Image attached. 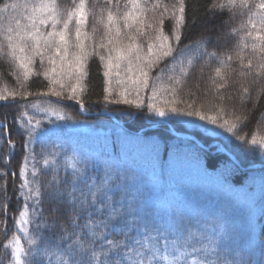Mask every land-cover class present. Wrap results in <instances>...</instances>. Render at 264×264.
<instances>
[{
	"label": "snow or ice",
	"instance_id": "snow-or-ice-1",
	"mask_svg": "<svg viewBox=\"0 0 264 264\" xmlns=\"http://www.w3.org/2000/svg\"><path fill=\"white\" fill-rule=\"evenodd\" d=\"M97 7L100 8L99 18ZM186 7V0L168 3L164 0H124L123 3L104 0L103 5L97 3L91 8L86 0L78 3L72 0L70 7L62 6L58 0L5 2L0 6V57L13 66L19 85V90L6 86L0 89V102L20 109L13 123L22 143L17 145L12 141L7 117L0 119V139L12 150L6 154V163L11 162L17 148L23 149L19 172L22 183L17 199L18 204L23 199L26 206L19 213L18 223L29 245L25 248L19 235L10 237L5 227L3 237L8 243L2 244L5 251L0 264H5V260L7 264H158L160 259L167 264H181L184 256L192 254L199 256L195 264H264V238L259 240L258 247L252 244L254 227L251 223L257 213L264 217V174L260 178L259 199L247 193L242 197L250 225L249 247L244 250L232 223L238 204L230 198L219 200L212 212L170 204L164 213L167 221L159 222L144 200L129 195L131 186L137 183L136 171L125 169L107 152L94 154L62 138L66 128L80 126L82 122L72 120L57 109L65 99L84 108L82 95L87 89L89 60L95 55L103 69L105 104L126 105L128 107L121 110L123 116L149 121L152 126L181 124L191 129L192 137L203 141L206 148L217 154L204 159L205 174L208 169L216 172L215 183L231 197L229 185L240 168L238 160L232 158V150L264 159V133L255 132L250 139L242 134L247 127L244 121L248 119L249 102L255 107L254 101L264 96V0L257 3L227 0L211 6L209 19H215L217 8H239L241 15L257 10L253 15L258 19L253 20L250 15L247 24L242 25L251 43L242 42L227 54L208 50L213 38L217 47L225 38L216 27L206 28L198 40L183 43L181 47L183 32L190 31L195 24V20L186 24ZM89 17L93 20L91 34L87 31ZM166 20L174 22L170 32L165 31ZM223 23L221 20L217 27H222ZM97 25L104 29L99 43L96 42ZM247 47H251L257 61L255 67L253 59H246L242 54ZM233 53L239 59L238 75L242 78L237 89L239 113L235 103H228L236 97L222 92L229 87L230 77L224 69L230 67ZM213 61L216 67L208 79L215 88L219 110L208 114L203 106L195 107V101L180 107L184 101L177 97L188 78L198 72L199 84ZM162 63L154 78L153 69ZM33 76H42L47 81L45 90H27ZM163 78L168 81L167 87L156 84ZM162 92L171 93V99L165 100ZM29 96L56 97V100L42 107L28 101ZM229 107L233 109L231 113ZM29 109L42 111L55 119L34 120ZM256 125L264 126V119L256 120ZM121 147L125 151L143 152L155 173L161 150L158 142L125 134ZM165 147L173 157L170 165L173 172L191 158L183 148V141ZM195 159L199 163V151ZM39 160L44 167L38 175ZM30 162L31 179L27 176ZM4 191L7 192L6 187ZM160 191L163 193L162 187ZM30 198L32 204L27 205ZM4 199H8L6 195ZM29 207L35 216L32 221L28 219ZM4 214L7 219L6 206ZM29 223L34 224L31 235L26 227ZM113 233L120 238H112ZM170 238L173 259L161 257L157 247L163 242L167 249ZM181 248H191L192 252L181 251ZM183 264L188 261L184 260Z\"/></svg>",
	"mask_w": 264,
	"mask_h": 264
},
{
	"label": "trees",
	"instance_id": "trees-1",
	"mask_svg": "<svg viewBox=\"0 0 264 264\" xmlns=\"http://www.w3.org/2000/svg\"><path fill=\"white\" fill-rule=\"evenodd\" d=\"M5 2H18L23 4L26 2L32 3L35 2V0H0V6ZM75 2L78 3L79 0H75ZM86 2L90 8L97 3L100 5L104 4V0H86ZM123 2L124 0H121V3ZM164 2L168 3L170 0H164ZM226 2L227 0H186V24H191L193 20H195V24H192L190 31L185 30L183 32L181 47L183 46V43H188L189 41L195 42L198 40L201 34L205 32L206 28L210 27H216L217 31L225 34V38L220 41L219 47L216 46V40L213 38V44L209 45L208 48L209 51H216L217 54H227L232 51L236 45L242 42L250 44L251 39L246 37V31L242 25L247 24L250 15L253 20L258 19L256 15H253V13L257 12L256 9H253L252 13L241 15V9L239 8H217L215 9V12L217 13L215 19H209L211 6L213 4ZM257 2L258 0H249V3ZM58 3L64 7H70L72 0H58ZM21 11H23V9H21ZM243 11L246 12L247 10L245 9ZM96 13L97 18H99V7L96 8ZM150 15L151 13H149V16ZM221 20L224 21L222 27H217L221 25ZM173 25L174 22L172 20H166L165 31L170 32ZM92 26L93 20L89 17L87 31L90 34L92 32ZM97 28L96 42L99 43L103 36L104 29L102 25H97ZM98 51L102 50L98 49ZM242 54L246 59H253L255 67L257 61L252 56L251 47L243 49ZM200 63L202 64L203 61ZM199 66V64L196 66L197 69ZM162 67L163 63L159 67L153 69L151 75L155 78ZM215 67L216 62L213 61L211 67L205 69L203 79L199 81V84H197L198 72H194L188 78L181 95L177 97L184 101V103L179 105L180 107H186L187 103L195 101V107L200 108L203 106V109L208 114H214L219 110V105L215 103V88L208 79V77L213 74L212 69ZM224 70L230 77V83L229 87L222 90V92L226 95L236 97L235 101H229L228 103L230 105L235 103V110L239 113L241 105L237 89L239 87L238 81L242 78L238 75L240 70L239 59L234 53L230 67H227ZM102 71L103 69L100 66L98 57L93 55L89 60V75L86 82L87 89L82 95V102L84 105L82 111L75 101L65 99L60 102L61 107L57 109L58 111L70 116L74 121L82 122L80 126L66 128L62 134V138L69 144L83 146L86 150L90 149L94 154L107 152L108 154H111L112 157L125 169L136 171L138 173L137 183L131 186L129 195L144 200L159 222L163 223L167 221V216H165L164 213L170 204H181L185 208L193 211L212 212L216 209L219 200L230 198L234 203L238 204L237 209L232 215V223L236 231L239 233L240 246L244 250H247L249 247L247 234L250 231V225L249 216L242 197L243 194L247 193L251 195L253 199H259V183L261 175L264 174V159H261L259 155L253 157L232 150V157L234 160H238L240 168L237 176L230 182L229 187L232 189V195L231 197H228L226 190L220 188L215 183L218 174L211 169H208L205 174L204 159L206 157H216V152L213 149L206 148L203 141L192 137V130L186 129L181 124L152 126L149 121L135 118L130 119L127 116H123L121 110L127 108L128 106L126 105H106L103 100V88L105 85ZM178 74L179 70L177 69V75ZM46 84L47 81H44L42 76H33L26 87L29 91L45 90L44 86ZM156 84L160 87H167L168 81L166 78H163L162 81L157 80ZM5 86L8 89L19 90L13 66L7 59L0 57V89H3ZM161 96L165 100L171 99V93L165 95V93L162 92ZM27 99L28 101L38 103L43 107L46 106L49 101H55L56 97L41 98L29 96ZM251 103L252 102H249V108L246 110L248 119L244 121V123L247 124V127L242 132V134L246 135L249 139L255 132L264 133V126L257 127L256 125V120L264 119V116H261V113H264V96H262L261 99L254 101L255 107H251ZM232 111L233 109L229 107L228 112L231 113ZM19 112L20 109L11 105V103H8V105L5 106L3 102H0V119L7 117L10 131L12 133L11 139L17 145L21 144L22 140L16 133V125L13 123V120ZM29 112L34 120L47 122L49 119H55V117H49L42 111L29 109ZM103 112L112 116L115 121H113L111 117L102 114ZM228 118L232 117L229 116ZM170 130L177 135L191 137L194 142L189 143V141L192 140L176 137L170 132ZM125 134L132 137H145L160 144L161 150L155 173H153L151 166L147 163V157L143 152H137L135 150L125 151L122 149L121 143ZM0 135H2V130H0ZM178 140L183 141V148L190 154L191 158L178 165L173 172L170 170V165L173 164V157L171 153L166 150L165 146L171 147ZM195 141L199 143L201 147L198 146ZM201 149H203V151H200ZM11 151V148L6 145L5 140L0 139V258L4 257L5 251L2 244L8 243V240L3 237L5 227L9 229L10 237L12 235H19L21 237V244L25 248L29 246L24 233L19 230L20 225L18 223L19 213L23 211L26 206L23 199H21L19 204L17 199L19 186L22 183V178L19 176V172L22 166L23 149L17 148L16 154L11 162L6 163V154ZM37 151H39V149H37ZM198 151L201 156L199 163H197L195 159ZM255 166H260V168H252ZM43 167V161L39 160L37 164L38 175ZM12 173H16L17 175L13 176ZM27 176L29 179L32 178L31 162L28 164ZM237 181H239V183H237ZM5 187L7 188L6 193L4 191ZM161 187L163 188V193L160 191ZM253 188L255 191H253ZM25 191H27V189H25ZM5 195L8 198L7 200L4 199ZM31 204L32 199L30 198L27 200V205ZM5 206L7 208V219H5L4 214ZM44 207L47 209V202H45ZM34 218L35 216L32 208L29 207L28 219L32 221ZM251 223L254 227L252 244L258 247L259 240L264 238V217H260L259 213H257ZM26 227L31 235L34 224L29 223ZM112 238L119 239L120 237L113 233ZM171 239L172 238H170L167 249L164 248L163 242L157 245L160 249L161 257L167 256L168 259H173V256L171 255ZM180 243H184V241H181ZM197 247H199V245H197ZM181 251L192 252V249L181 248ZM8 252L10 258V249ZM258 254L257 250V255ZM101 259H103L102 256ZM198 259L199 256L196 254L186 255L181 259V264H183L184 260L188 261V264H195ZM5 264H7V260H5ZM158 264H167V262L164 259H160Z\"/></svg>",
	"mask_w": 264,
	"mask_h": 264
}]
</instances>
